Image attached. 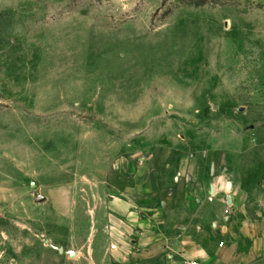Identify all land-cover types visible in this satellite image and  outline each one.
<instances>
[{"label": "rangeland", "instance_id": "374dc122", "mask_svg": "<svg viewBox=\"0 0 264 264\" xmlns=\"http://www.w3.org/2000/svg\"><path fill=\"white\" fill-rule=\"evenodd\" d=\"M151 152L204 154L264 209V0H0V264L192 258L196 200L111 203Z\"/></svg>", "mask_w": 264, "mask_h": 264}, {"label": "crops", "instance_id": "0c3cea01", "mask_svg": "<svg viewBox=\"0 0 264 264\" xmlns=\"http://www.w3.org/2000/svg\"><path fill=\"white\" fill-rule=\"evenodd\" d=\"M172 157L174 155L170 152H151L140 154L133 161L123 158L126 161L125 166L130 168L126 169L122 165L124 169L118 171H122L126 183L120 189L112 187V205L128 211L141 201L157 198L163 200L158 196L170 183L166 193L170 194V199L174 201L175 209H185V213L189 215L193 206L188 208V204L196 200L200 213L202 212L196 218L188 216L189 221L184 222L186 241L193 240V237L188 235H192L190 227L193 224L203 225L200 228L198 226L199 233L203 231L204 226H212L210 233L213 241H208L200 251L187 250L192 257L190 259H196L203 264H259L258 262L264 260V209H253L252 204L248 202L247 192L251 187L230 181L226 188V181L221 184L225 173L221 172L222 176L220 171L215 175L218 170L210 173L206 164L209 160L204 154L190 155L189 157H193L192 162L199 161L200 166L193 163V168L188 170L183 162L188 156H182L174 165L171 164ZM124 171L129 175H125ZM171 173L172 176L169 175ZM172 194H175V197ZM209 202L215 204L209 206ZM221 203H224L223 209L220 207ZM151 219H148V223H162L159 218H153V222ZM146 221H142L144 225L147 224ZM141 233L147 232L144 229ZM214 240H218V243ZM177 249L180 250L179 247Z\"/></svg>", "mask_w": 264, "mask_h": 264}, {"label": "built area", "instance_id": "2783aa9c", "mask_svg": "<svg viewBox=\"0 0 264 264\" xmlns=\"http://www.w3.org/2000/svg\"><path fill=\"white\" fill-rule=\"evenodd\" d=\"M221 245V243H220ZM183 264H203L200 261L196 260V259H187L183 262Z\"/></svg>", "mask_w": 264, "mask_h": 264}, {"label": "water", "instance_id": "95a60500", "mask_svg": "<svg viewBox=\"0 0 264 264\" xmlns=\"http://www.w3.org/2000/svg\"><path fill=\"white\" fill-rule=\"evenodd\" d=\"M36 184H35V182H31V189H34V188H36ZM40 199H42V198H40Z\"/></svg>", "mask_w": 264, "mask_h": 264}]
</instances>
